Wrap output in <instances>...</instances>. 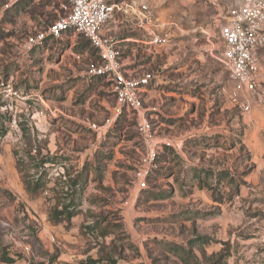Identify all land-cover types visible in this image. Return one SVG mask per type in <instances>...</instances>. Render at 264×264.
Returning a JSON list of instances; mask_svg holds the SVG:
<instances>
[{
	"label": "rangeland",
	"instance_id": "obj_1",
	"mask_svg": "<svg viewBox=\"0 0 264 264\" xmlns=\"http://www.w3.org/2000/svg\"><path fill=\"white\" fill-rule=\"evenodd\" d=\"M132 1L148 6L168 40L162 48L143 45L130 18L105 32L118 42L126 76H154L142 95L152 160L136 113L117 104L105 78L88 74L99 59L85 38L69 33L25 47L35 29L67 13V0L8 8L10 0H0V83L18 94L0 91V264H181L167 246L187 247L196 236L210 240L193 248L200 261L202 253L225 251L228 264H264V44L252 89L239 88L219 62L220 26L247 0ZM23 142L57 156L52 181L87 164L82 213L69 227L49 220L52 193H26L13 155ZM220 170L227 176L216 203L196 176L215 186Z\"/></svg>",
	"mask_w": 264,
	"mask_h": 264
},
{
	"label": "built area",
	"instance_id": "obj_2",
	"mask_svg": "<svg viewBox=\"0 0 264 264\" xmlns=\"http://www.w3.org/2000/svg\"><path fill=\"white\" fill-rule=\"evenodd\" d=\"M22 0H10L5 8ZM68 11L45 30L35 29L25 39V47L43 48L48 43L62 40L66 34H78L89 41L99 59L87 70L94 77L105 78L109 83L117 104L137 115L136 129L150 160L155 156L156 145L150 123L143 115L142 95L154 76L144 73L138 77L126 76L122 71L117 52V40L106 36L110 23L130 18L135 30L141 32L143 45L162 48L168 44L163 34L158 33L148 6L135 1L112 0H67ZM264 0H247L229 12L219 29L222 45L219 62L229 72L239 88L252 89L259 68L256 51L264 44ZM133 41L131 39L123 42ZM138 42V41H137ZM0 91L6 97H18L10 84L0 83ZM236 97V93L234 94ZM245 106L244 110L248 111ZM108 124V121H106ZM93 130L100 127L91 125ZM143 185V184H142Z\"/></svg>",
	"mask_w": 264,
	"mask_h": 264
},
{
	"label": "trees",
	"instance_id": "obj_3",
	"mask_svg": "<svg viewBox=\"0 0 264 264\" xmlns=\"http://www.w3.org/2000/svg\"><path fill=\"white\" fill-rule=\"evenodd\" d=\"M86 43L90 47L88 40H86ZM85 48L86 46L83 45L79 52L83 53ZM4 135L5 130H1L0 128V137ZM13 155L16 160V169L22 178L26 193L30 196H37L47 191L52 193L51 199L53 200V205L48 212V218L53 224L63 223L66 227H69L72 219L82 213L80 208L81 197L89 182L87 164H83L72 176L63 168L64 172L58 173L57 177L52 181L49 178V169L59 164L57 156H52L49 153L42 154L39 147L34 148L29 142H23L18 149H14ZM226 173V170H220L217 173L218 179L215 186L208 183L207 176L205 180L196 176L199 180L198 188L208 189L211 192L212 200L216 203H220L222 196L219 195L217 187L219 183L226 178ZM205 174L211 175L212 173L205 171ZM231 181L233 183V180L229 178L228 182L224 185H231ZM50 184H52V186H49ZM234 187L238 186L235 184ZM84 228L87 232H91L95 229V225H84ZM101 235L106 236L107 234ZM209 242L210 240L206 236H196L188 241L187 247L169 245L166 251L177 256L181 264H228L227 259L229 254L225 251L211 254L208 257L202 253V261L194 255L193 248L195 246L202 249V247L209 244ZM11 261L12 260H8V262ZM86 263L95 264L92 260H88Z\"/></svg>",
	"mask_w": 264,
	"mask_h": 264
}]
</instances>
